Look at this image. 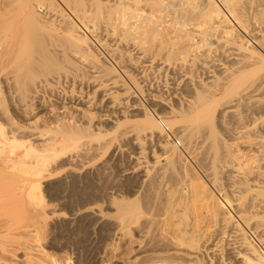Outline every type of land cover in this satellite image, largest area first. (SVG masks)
<instances>
[{
  "label": "bare ground",
  "instance_id": "1",
  "mask_svg": "<svg viewBox=\"0 0 264 264\" xmlns=\"http://www.w3.org/2000/svg\"><path fill=\"white\" fill-rule=\"evenodd\" d=\"M18 1L0 7V264H57L16 211L131 147L136 197L107 222L81 195L72 224L134 235L138 264H264V0Z\"/></svg>",
  "mask_w": 264,
  "mask_h": 264
},
{
  "label": "rangeland",
  "instance_id": "2",
  "mask_svg": "<svg viewBox=\"0 0 264 264\" xmlns=\"http://www.w3.org/2000/svg\"><path fill=\"white\" fill-rule=\"evenodd\" d=\"M7 1L8 0H0V7L5 5ZM26 1L29 2V0ZM26 1H23V3ZM42 1H45V4L47 2L45 6H49V1H53L57 5H59V7L63 9V11H65V14L70 16L74 15V7L72 8V3L71 5L69 4V6L66 8L64 4H67L64 0V2L62 0ZM42 1L40 0L39 2L41 3ZM107 1H112L114 4V0H103V3ZM135 1H141L144 6V0ZM3 2L5 3L2 5ZM19 2L20 1H18L17 3ZM55 3L53 7L56 6ZM20 4L21 3H19L18 5ZM49 8H51V6H49ZM11 9H7V11H4L8 12L9 10L12 13L13 10ZM72 9L73 12H71ZM0 11L1 13H4V11ZM23 11L25 10H20V13ZM166 18L169 20L171 19V16L165 17V20L167 21ZM11 35L13 34L11 33ZM153 90L157 92V90L159 89L155 90L154 88ZM172 98L173 97H170V102L177 103V99L173 98V100ZM150 109H152L157 114L161 111L162 113L164 112V110H161V108H158L159 110L155 107H152ZM166 133H168L167 130ZM170 139L172 144L174 143V145L177 146V149H181V144L179 141H174L175 139L172 136L170 137ZM130 149L131 150L128 151V155L126 153L123 155L122 153H116V155L112 157L108 156V154L104 157L91 155L87 160H85V165H83L84 161L82 162V165L80 162H78L80 163V166H78L76 163L77 168L71 166V169H69L67 167V170L64 169L58 175H54V177L52 176L50 177V179H44L41 183L40 188L36 192V196L41 198V202H39L38 208L41 209L42 212L44 211V215L38 216L37 214H26L25 212H22L25 209L17 210L14 218L15 231L20 235L25 234V231L29 232V234L32 235L34 239L38 240V242L46 252L54 254L53 256H55V259H57V264H94L95 262H98V264L141 263L142 259L137 258V250L139 246H141V244L138 242L137 238L134 235L120 240L116 235H112L115 232L111 228H107L108 230L103 229L101 232L97 231L96 233H94V230H92V228L86 229L85 226L83 227L79 223L72 224L71 220L69 219V215L71 214V212L75 209H78L80 197L84 194H88V196L90 195L94 197L95 209L99 208L104 213H108L110 215L106 217L107 222L111 220V214L116 208L117 203L115 202V200L121 201L122 198L129 197L131 199H134V197H136V193L131 194L129 192L130 185L124 180L125 178L123 177L125 173L123 171H126L130 167L132 168L134 166L132 155L133 152L135 154L137 150L135 148L133 149V147H131ZM151 149L153 148L150 147V145L146 147L145 158L150 163H153L155 161L153 160V156L155 157V154L159 156L161 150L156 147L154 148L153 153ZM161 163L163 164L164 162ZM102 164H107L105 166L106 168H108L106 172L104 171V169L98 170ZM116 189L117 192H115ZM108 193L113 196L111 201H109V199L107 198ZM25 206L29 209L33 208V206L30 204H26ZM20 240L21 241L19 242L18 238L16 245L23 244L25 241H22V238ZM226 254L227 252L224 251L223 255L225 256Z\"/></svg>",
  "mask_w": 264,
  "mask_h": 264
}]
</instances>
